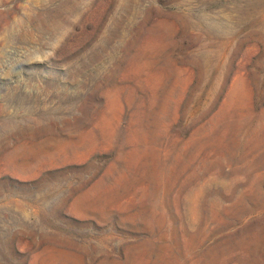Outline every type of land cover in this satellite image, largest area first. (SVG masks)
<instances>
[{
  "label": "rangeland",
  "instance_id": "1",
  "mask_svg": "<svg viewBox=\"0 0 264 264\" xmlns=\"http://www.w3.org/2000/svg\"><path fill=\"white\" fill-rule=\"evenodd\" d=\"M0 264H264V0H0Z\"/></svg>",
  "mask_w": 264,
  "mask_h": 264
},
{
  "label": "bare ground",
  "instance_id": "2",
  "mask_svg": "<svg viewBox=\"0 0 264 264\" xmlns=\"http://www.w3.org/2000/svg\"><path fill=\"white\" fill-rule=\"evenodd\" d=\"M18 36H19V35H18ZM236 87H238V86H236ZM235 89H236V88H235ZM239 90H240V89H239ZM243 92H245V91H243ZM235 94H236V93H235ZM235 94H234V95H235ZM242 94H243V93H242ZM244 94L246 95V93H244ZM234 95H233V96H234ZM234 97H235V96H234ZM243 97H245V96H243ZM233 99H234V98H233ZM233 99H232V100H233ZM240 99H241V98H240ZM241 100H242V99H241ZM241 100H239V101H241ZM239 101H238V102H239ZM236 103H237V102H236ZM231 106H232V105H231ZM83 200H84V199H83Z\"/></svg>",
  "mask_w": 264,
  "mask_h": 264
}]
</instances>
